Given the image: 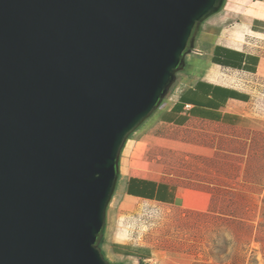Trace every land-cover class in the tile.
Listing matches in <instances>:
<instances>
[{
    "label": "water",
    "instance_id": "1",
    "mask_svg": "<svg viewBox=\"0 0 264 264\" xmlns=\"http://www.w3.org/2000/svg\"><path fill=\"white\" fill-rule=\"evenodd\" d=\"M226 0H0V264H112L122 150Z\"/></svg>",
    "mask_w": 264,
    "mask_h": 264
},
{
    "label": "rangeland",
    "instance_id": "2",
    "mask_svg": "<svg viewBox=\"0 0 264 264\" xmlns=\"http://www.w3.org/2000/svg\"><path fill=\"white\" fill-rule=\"evenodd\" d=\"M261 50L264 61V43ZM248 79L254 97L238 124L173 126L152 114L131 135L130 147L139 140L136 171L209 196L205 210L117 196L107 212V237L115 239L113 219L129 225L130 236L116 240L148 247L153 259L140 264H264V66ZM127 259L118 263L136 261Z\"/></svg>",
    "mask_w": 264,
    "mask_h": 264
},
{
    "label": "crops",
    "instance_id": "3",
    "mask_svg": "<svg viewBox=\"0 0 264 264\" xmlns=\"http://www.w3.org/2000/svg\"><path fill=\"white\" fill-rule=\"evenodd\" d=\"M262 43L264 0H226L222 10L202 24L195 48L186 55L176 82L154 111V120L173 126L194 120L223 125L240 123L250 115L254 97L248 77L260 74L264 66ZM130 140L121 153L119 179L111 203L121 196L122 200L179 204L201 210L208 207L209 196L203 192L136 171L132 154L139 140L132 147ZM125 155H129L127 159ZM104 234L101 249L109 261L130 262L127 257H134L132 264H140L153 259L148 247L116 240V234L115 239L108 238L107 227Z\"/></svg>",
    "mask_w": 264,
    "mask_h": 264
},
{
    "label": "bare ground",
    "instance_id": "4",
    "mask_svg": "<svg viewBox=\"0 0 264 264\" xmlns=\"http://www.w3.org/2000/svg\"><path fill=\"white\" fill-rule=\"evenodd\" d=\"M235 32V31H234ZM233 32V33H234ZM236 33L239 34L240 31L239 29H236ZM232 34V33H231ZM232 36V35H231ZM237 76V75H236ZM122 207L125 206V204L121 203ZM114 221V225L115 227L117 228V232H116V237L117 239H126L127 237L130 236V227L129 225H125L121 220H116V219H113Z\"/></svg>",
    "mask_w": 264,
    "mask_h": 264
},
{
    "label": "trees",
    "instance_id": "5",
    "mask_svg": "<svg viewBox=\"0 0 264 264\" xmlns=\"http://www.w3.org/2000/svg\"><path fill=\"white\" fill-rule=\"evenodd\" d=\"M101 238L98 240V242H99V246L101 245ZM102 242H103V240H102ZM103 252V251H102ZM112 264H123V263H118V262H111Z\"/></svg>",
    "mask_w": 264,
    "mask_h": 264
}]
</instances>
